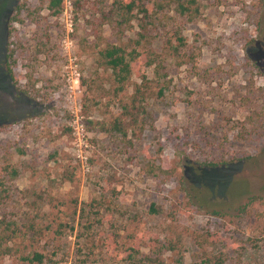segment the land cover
I'll list each match as a JSON object with an SVG mask.
<instances>
[{"label":"rangeland","instance_id":"obj_1","mask_svg":"<svg viewBox=\"0 0 264 264\" xmlns=\"http://www.w3.org/2000/svg\"><path fill=\"white\" fill-rule=\"evenodd\" d=\"M117 1L0 0V264H264V0Z\"/></svg>","mask_w":264,"mask_h":264},{"label":"trees","instance_id":"obj_2","mask_svg":"<svg viewBox=\"0 0 264 264\" xmlns=\"http://www.w3.org/2000/svg\"><path fill=\"white\" fill-rule=\"evenodd\" d=\"M62 0H48L47 8L52 13H58L60 10V4ZM118 9L122 11V14H131L133 10H138L139 8L144 9V15L148 13V9L146 10L145 7V0H118ZM78 4V3H77ZM24 8L23 4H17L14 7V11L9 15L6 24V33H7V49L5 52V70L12 82V84L23 94L35 98V94L32 95L31 89L28 87H23L19 84V79L16 77L14 72V66L16 64V50L15 48L9 47L12 43L10 39L13 37V28L12 24L15 21H20L21 17L20 14L22 13ZM187 10V7H182L181 11L184 12ZM142 28L146 27V23L141 24ZM99 58L101 59V64L105 65L107 68L111 70V73L114 77V80L117 82L120 89L124 86L127 80L132 75V72L135 71L136 67V60L139 59L141 56L140 51H138L135 47L127 50L126 47L118 45V44H108L105 47L99 49L98 51ZM144 66L149 67L152 65V60L148 57H145ZM140 83L135 86V92L139 94V96H144L145 92H147L151 88V83L149 77H147L145 70L139 72ZM223 164H228L224 162ZM215 163H210L209 166H216ZM2 170L0 169V204L1 198L6 196V187L5 182L3 181V176L1 175ZM258 198V197H257ZM256 196H252L249 198L248 202H254ZM246 205L239 208L240 212L244 210ZM213 214H219L217 211H213ZM11 224V221H7L5 218L0 217V227L5 224ZM4 230H0V240L4 238ZM146 239L147 237H139ZM157 238V237H154ZM242 248V247H241ZM139 248H137L138 250ZM158 250H171L170 247H167L166 243H162L161 247ZM161 251V252H162ZM130 256V255H129ZM132 256V255H131ZM34 260L41 262L42 255L40 253H35L33 255ZM226 256L222 253L218 255L208 256L204 259L203 264H225ZM138 264H142L141 260H138Z\"/></svg>","mask_w":264,"mask_h":264}]
</instances>
